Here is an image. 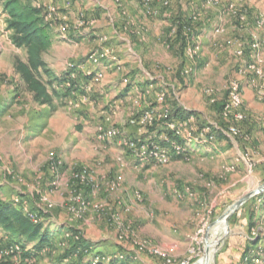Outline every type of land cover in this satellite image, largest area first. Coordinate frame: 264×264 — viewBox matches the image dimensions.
Listing matches in <instances>:
<instances>
[{"label":"rangeland","instance_id":"1","mask_svg":"<svg viewBox=\"0 0 264 264\" xmlns=\"http://www.w3.org/2000/svg\"><path fill=\"white\" fill-rule=\"evenodd\" d=\"M111 1L88 0V4L94 6L100 2L119 7L115 0L113 5ZM120 1L127 5L129 16H122L116 9L111 15L116 21L110 20L104 8L102 19L94 20L90 26L88 17L83 14L75 23H64L66 19L59 15L58 5H47L50 9L44 7L49 20L56 24L63 22L62 25L68 26V37L73 36L69 41L59 35L60 44L43 55L62 78L50 86L55 93L51 106L36 103L24 87L15 65L18 59L26 61L27 52L12 43L6 15L0 6V202L23 197L29 207L37 211L47 208L41 198L48 195L53 206H48L43 213V226L57 236L52 245H46L38 253L29 252L34 243L24 241L28 250L13 253L18 254L17 262L11 263V257H0V264H70L75 259L62 257L70 240L67 247H63L64 234H57L56 213L60 208L55 202L57 197L66 199V210H62L70 225H79L85 238L97 239V245L102 241L101 236L106 237V247L113 248L102 252L91 246L93 249L88 253V248L79 246L80 253H88V260L84 258L87 262L91 254L103 253L124 254L125 264H264V190L231 210L249 192L259 187L264 189V101L256 97L249 83L252 74L245 68L249 53L240 57L234 53V38L249 35L240 31L234 17L228 14V6L237 3L247 14L248 26L255 30L252 20L259 13L264 14V0H220L209 5L210 0H170L171 5L161 11L166 16L146 15L147 19L139 11L142 0ZM79 7L84 8L83 4ZM96 7L99 9L98 6L93 8ZM195 11L197 20L192 23L189 17ZM83 12L87 14L86 10ZM121 16L122 24L118 22ZM127 20L137 25L118 33V25L124 28ZM151 25L159 26V31L166 34L176 27V42L181 35L185 44L193 37L201 47L197 66L199 61L203 62L189 75L183 74L185 44L182 54H178V43L158 48L156 61L139 59L133 53V49L138 51L133 43L129 44L120 36L145 35V41L137 42L143 44ZM187 25L192 28L191 36L186 33ZM100 30L107 33L106 41L92 36ZM102 49L112 51L119 61L107 65V60L99 56V62L88 60L90 53ZM126 58L132 70L122 62ZM101 67L112 69L117 75L118 71L123 73L122 78H133L137 86L132 94L99 104L100 100L88 94L87 77L88 71L93 73V69L102 73V77L97 78L95 74L92 80L97 92L104 91L98 86L104 79ZM242 68L244 74L240 73ZM143 71L151 74L144 78ZM233 79L243 82L246 117L237 124L246 139H238L219 129L233 122L222 114ZM161 92L165 94V101L158 104L160 109L173 111V107H179L196 115L195 134L213 123L219 127L214 129L215 140L205 144L210 152H189L188 156L172 157L165 163L138 166L133 153L122 145L120 138H97L96 129L100 124L121 130V139L137 137L147 131L138 124H131L129 117L131 112H139V107H143L139 101L154 103ZM159 128L164 129V125L159 124ZM185 136L186 133L179 135L181 140ZM185 144L189 149L193 145ZM52 151L63 161L57 173L51 168L49 154ZM83 171L88 175V189L77 179V174L82 175ZM57 176L58 182L54 185L52 182ZM186 187L190 191L182 192L180 197L178 191ZM82 190L83 194L88 192V210L85 213L75 207L73 212L74 198ZM70 197L73 200H68ZM228 214V218H224ZM85 217L89 220L88 226ZM224 226L227 227L225 232ZM3 235L0 233V255L1 250L17 242ZM139 241L157 246L169 254L172 261L168 263L164 256L154 252L139 251ZM133 252L136 259L130 256Z\"/></svg>","mask_w":264,"mask_h":264},{"label":"built area","instance_id":"2","mask_svg":"<svg viewBox=\"0 0 264 264\" xmlns=\"http://www.w3.org/2000/svg\"><path fill=\"white\" fill-rule=\"evenodd\" d=\"M214 1L216 4L220 2V0H210L209 4H213ZM171 5L170 0H142L143 10L146 15L155 17L158 16L162 9L168 8ZM205 7V3H203ZM202 5V7H203ZM39 7L42 12L45 14V18L48 17L46 14L45 8H49L51 6L43 5L41 3H37L36 5ZM45 7V8H44ZM189 17L190 22H195L197 20V11ZM245 12V11H244ZM228 14L230 17H234L233 20L237 22L240 31L247 32L249 36L243 37L238 36L234 38V53L240 57L249 53L248 61H246V71L250 75L249 83L253 89L255 90L256 97L264 101V14L259 13L255 19L252 20V24L255 27V30H251L248 26L249 19L247 20V14L243 13L241 8H238V4L231 3L228 6ZM95 19H88V26L92 25ZM250 23V22H249ZM81 24H84V21H81ZM67 25L60 26V32L63 37H68L67 34ZM186 33H189L191 36L192 28L191 26H185ZM177 35L176 27L171 30V38L175 40ZM106 36H102L101 39L104 40ZM107 38V37H106ZM107 40V39H106ZM104 40V41H106ZM104 50V51H102ZM101 51H93L89 54L88 60L92 62H99L98 56L101 59L107 60V65H112L119 61V58L115 56V54L109 49H102ZM201 47L196 44V41H193V37L189 38L185 44L184 56L185 62L181 69L183 74L189 75L197 65V62L200 58ZM107 55V56H106ZM245 62V61H244ZM244 68L240 70L241 74H244ZM91 73L88 71V74H93L100 78L103 76L102 73ZM255 74V76H254ZM69 85V83H67ZM210 91V90H209ZM243 82L238 79H233L229 85V91L227 96V102L223 107V117L226 120H233V122L228 123V125L223 127H216L213 125L203 126L198 132L199 134H195L194 132L196 125V115L194 113H189L186 117H178L171 114L170 109H160L158 104H161L165 101V94L163 92L158 93L157 97L154 100V103H141L139 104L143 107H139V112H131V116L129 117V121L131 124H138L142 128H147V131H142L141 135L137 137H126L122 138V131L115 128L109 127L105 128L102 124L98 125L96 129L97 138L101 140H110L120 138L122 140V145L129 149L130 152L133 153L134 161L138 166H147V165H156L168 162L172 157L175 156H188L190 149L186 146L187 143H197V144H206L211 143L215 140V132L214 129L219 128L223 131H228V133L234 134L238 139L242 137V139H246L247 136H242L241 129L238 126V122H241L246 117V113L243 110ZM154 104V105H153ZM159 124L164 125V129L159 128ZM216 127V128H215ZM149 129V131H148ZM143 130V129H142ZM183 133H186V136L181 140L179 135L183 136ZM186 140V141H185ZM51 160V168L57 173L59 169L63 166V161L59 157H56L55 152H50ZM82 175L77 174V179L82 187H88V175H86V171L82 172ZM58 176L53 180V184L57 185ZM190 191L189 187L184 188L183 191H178V195L182 197V192L184 193ZM84 190L79 193V195L74 198L75 205L74 209L71 211L75 212V207L84 211L85 213L88 210V201L83 194ZM1 200V199H0ZM43 204L45 203L47 208L52 207L48 195H43L41 198ZM11 203L17 207L20 211H22L28 218H30L35 223L43 224V217L47 208L41 207L39 210H34L29 207V203L22 197L21 199L11 200ZM42 212V213H41ZM76 232L73 233L71 230H66L64 232V240L61 245L63 247H67V243L71 239H80L81 236H84L83 231L79 228H75ZM2 233V232H0ZM4 234V238H9V235ZM143 242V243H142ZM139 251H149L150 253L154 252L157 255H162L167 259V262L170 263L172 261L169 254L162 251L155 245L146 244L144 241H139L137 243ZM24 250L22 243L16 242L12 243L4 250H1L0 257H11L9 261L11 263L14 260L17 262L18 254H13L15 251ZM131 257L137 258L135 253L130 254ZM15 257V258H13ZM17 258V259H16ZM91 259L89 262L91 264H123L127 259L126 255L118 254L114 256L106 255L103 253H93L89 256ZM88 260V256L86 258ZM123 261V263H121Z\"/></svg>","mask_w":264,"mask_h":264},{"label":"trees","instance_id":"3","mask_svg":"<svg viewBox=\"0 0 264 264\" xmlns=\"http://www.w3.org/2000/svg\"><path fill=\"white\" fill-rule=\"evenodd\" d=\"M3 11L6 14V25L10 31L12 43L16 47L25 48L27 52L26 61L18 59L15 65L24 87L32 94L36 103L51 106L54 102L55 93L51 92L50 86L55 81L62 80L49 67L43 57L44 53L51 49L55 38L52 26L46 21L42 10L34 5L31 0H3ZM176 38L173 44L178 43V54H182L183 44H185L183 39L181 40L182 35L177 42ZM173 108L171 114L174 116L186 117L189 114L188 110L179 109V107ZM69 230L73 233L76 232L73 227H69ZM0 232L22 243L24 249H27V243L24 241L33 242L34 247L29 252L36 251V253L46 245H52L53 240L57 237L56 234L47 231L43 224L35 223L28 218L11 202H0ZM79 246L88 248L86 251L88 253L93 249L92 244L88 243V239L81 236L78 240H70L69 247L62 257L65 259L68 257L75 258L70 261V264H91L89 261H84L88 253L87 255L80 253Z\"/></svg>","mask_w":264,"mask_h":264},{"label":"crops","instance_id":"4","mask_svg":"<svg viewBox=\"0 0 264 264\" xmlns=\"http://www.w3.org/2000/svg\"><path fill=\"white\" fill-rule=\"evenodd\" d=\"M31 1L34 5H37V3H41L43 5H53V3H55L56 5L59 6L58 9H61L59 12L60 13L59 15L62 17V19H64V18L66 19L64 23H66V22L75 23L79 19V16L81 14L88 17V19H95L97 22H99L102 19V14H103L102 10L104 8L106 9V14L110 17V20L114 19L111 15L112 14L114 15V12L116 9H117V12L119 14L121 13L122 16H124V17L130 15L128 12L129 9H128L127 5H125L124 3H121L120 0H115L116 4L119 6L118 8H116L115 6H110V5L105 6V5L101 4L100 2H98L97 4H94V6H98L99 9L97 7L93 8L94 7L93 5L88 4V0H31ZM112 1H111V5H113ZM79 2H80V4H79ZM82 4H83L84 8L79 7V5H82ZM0 6H1V9H3V0H2V2H0ZM80 10H82V11H80ZM85 10H86L87 14H85V12H83ZM139 11H140V13L143 14L145 19L148 18V17H146V14L143 10V6H141V10L139 9ZM122 16L119 17L120 19H118V22L119 23L121 22V24L124 22ZM135 16L137 17V15H135ZM159 16L160 17L166 16V14L160 13L156 17H159ZM136 17H135V19H137ZM76 18H77V20H76ZM45 19L52 26V28H54L53 30L55 32V38H54L55 40L53 39V43H52V47H51V49H53L56 45L60 44V43H58V42H61L60 37H63V35H61L59 32L60 31V25H62L63 22H61V23L58 22L56 24V22L50 21L49 17H47ZM59 19H61V18H59ZM114 20L116 21V18ZM126 22L127 23L124 25V28H122L121 25H118L117 29L119 31H117V29H116V31L118 33H121L123 31V29H127L128 27H131V25H133V24H134V26L137 25V24L131 22L130 20H127ZM162 22H164V21H162ZM139 24H142V23H139ZM143 24H145V23H143ZM158 24H160V23H158ZM153 25H156V22ZM140 27H141L142 31L145 28L143 25ZM150 27H151V29L150 30L148 29L149 32L147 31L148 32L147 33L148 34L147 41L143 44L140 42H143L146 40L145 35H140V37H139V36H137V34L133 33V37L131 35H129V36L121 35L120 37H121V39L126 40L129 44L133 43V45L137 48V50L140 52V54H138L137 53L138 51L136 52L134 49H133V53H134V55L138 56L139 59H141V57H145L147 59H153L156 61L159 59L158 55L156 54L157 52H159L157 50L158 48L162 49V46L165 47V45H166V46L170 47L171 44L173 45L174 38L170 39L171 38V30L173 28H170V30H168V33L166 34L164 31H162V32L159 31V26L158 27H154V26L152 27V25H151ZM130 30H132V29H130ZM92 34H95V35H92V36H94V38H95V36L99 38V37L104 36L107 33H105L104 30H102V31L100 30V32H94ZM59 35H60V37H59ZM72 37L73 36L66 37V38H67V40L72 41ZM134 37H136V38H134ZM138 40L140 41L139 43H137ZM99 47H101V46H99ZM51 49L48 51L49 53H51ZM184 58H185V56H184ZM126 59L127 60L122 61V62H125L126 64H128L129 58H126ZM44 60L49 65V67H51L55 71V69L51 66V63L46 59H44ZM202 62H203V60L199 61L198 66ZM151 65H148V67L151 68ZM198 66L196 65L195 68ZM129 67L131 68L130 70H132L133 67H131L130 65H129ZM95 69L99 70L100 68L97 69L95 67ZM95 69H93V71H96ZM101 69H103L101 71L104 72V79L102 80L103 81L102 83H99L100 85H98V84L97 85L100 86L101 88H103L104 91H98L97 92V88H95L96 84H95V82H93L94 80H92L94 78V75L88 74V77H87L88 78V82H87L88 94L91 93L92 95L95 96V99L100 100L99 104H101V103L106 104L111 99L115 98L116 96H121V95L126 96L127 94H132V89L134 90L137 86L136 85L137 82L134 81L133 78L132 79H127L125 77L122 78L121 74L122 75H124V74L120 73L119 71H118V75H117V73H115L116 71H113L112 69L107 70L104 67L103 68L101 67ZM55 73H56V71H55ZM130 73H133V72H130ZM142 74H143L144 78H147V76L151 73L148 71H143ZM161 82L164 83L163 81H161ZM97 95H99L100 97H98ZM127 112L130 115V112L129 111H127ZM127 112H126V114L128 115ZM123 114L124 113H122V116H123ZM190 148H191L190 153L195 152V154H197V153L207 154L208 152H210V150H208V148L206 147L205 144L193 143V145L191 144ZM84 196L88 200V192L87 191H86V194H84ZM57 198H58V201H55L56 199L54 201L56 202V205L60 207L58 209V211L59 210L62 211V212L57 211V213H56L57 214L56 217L58 218L57 223L59 226V232H61V233L57 232L58 236H61L62 234H64V232L66 230H68L69 227L81 228L79 225H77V226L70 225V221H68L67 217H65L67 214L64 213V211L62 210V208L65 209L64 205L65 204L67 205V203H65L66 199L63 197H61V198L57 197ZM68 200H73V198L71 199V197H70ZM88 221H89L88 218L85 217V225H87V226L89 225ZM86 238L88 239L89 244H92V246L96 247L95 248L96 250L103 252L104 249H107V250L113 249V248L108 247V246L106 247V244H108L107 241H104L107 239L106 237H102V236L100 237L102 239V241L99 239V241H101L99 243V245H97V243H96L97 239H94V238L89 237V236L88 237L86 236ZM84 261L87 262L86 260H84Z\"/></svg>","mask_w":264,"mask_h":264},{"label":"water","instance_id":"5","mask_svg":"<svg viewBox=\"0 0 264 264\" xmlns=\"http://www.w3.org/2000/svg\"><path fill=\"white\" fill-rule=\"evenodd\" d=\"M263 187L262 188H258L256 190H253L251 192H249L248 194H246L245 196H243L241 199H239L232 207L231 210H236L245 200H247L248 198L252 197L254 194L260 192V191H263ZM229 214L228 215H224V218H228Z\"/></svg>","mask_w":264,"mask_h":264},{"label":"bare ground","instance_id":"6","mask_svg":"<svg viewBox=\"0 0 264 264\" xmlns=\"http://www.w3.org/2000/svg\"><path fill=\"white\" fill-rule=\"evenodd\" d=\"M227 229V227L226 226H224V230H223V232H225V230ZM219 238V237H218ZM211 248V247H210ZM206 264H210V262H207Z\"/></svg>","mask_w":264,"mask_h":264}]
</instances>
